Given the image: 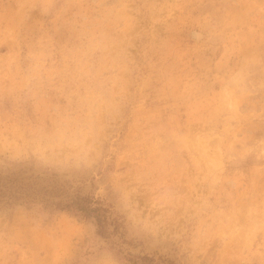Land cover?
Returning a JSON list of instances; mask_svg holds the SVG:
<instances>
[{"label":"clouds","instance_id":"obj_1","mask_svg":"<svg viewBox=\"0 0 264 264\" xmlns=\"http://www.w3.org/2000/svg\"><path fill=\"white\" fill-rule=\"evenodd\" d=\"M0 8V264H264V0Z\"/></svg>","mask_w":264,"mask_h":264},{"label":"rangeland","instance_id":"obj_2","mask_svg":"<svg viewBox=\"0 0 264 264\" xmlns=\"http://www.w3.org/2000/svg\"><path fill=\"white\" fill-rule=\"evenodd\" d=\"M13 13L21 11L18 8L23 0H11ZM3 15L0 8V16ZM168 32L166 25L158 23L146 32H142L136 40L133 41V54L142 60L148 67L145 71L159 75L164 72L166 66ZM40 178L28 177L23 174L0 176V196L15 194L21 189H38L41 184Z\"/></svg>","mask_w":264,"mask_h":264}]
</instances>
